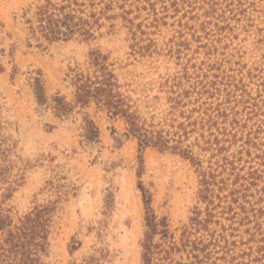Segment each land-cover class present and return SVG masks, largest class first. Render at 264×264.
Here are the masks:
<instances>
[{
  "label": "rangeland",
  "instance_id": "rangeland-1",
  "mask_svg": "<svg viewBox=\"0 0 264 264\" xmlns=\"http://www.w3.org/2000/svg\"><path fill=\"white\" fill-rule=\"evenodd\" d=\"M46 1L0 0V215L17 223L54 205L46 264H143L146 191L154 264H264V0H83L95 37L51 43L26 21ZM96 51L141 120L185 123L208 186L180 154L141 151L125 118L96 102L55 114Z\"/></svg>",
  "mask_w": 264,
  "mask_h": 264
},
{
  "label": "trees",
  "instance_id": "trees-1",
  "mask_svg": "<svg viewBox=\"0 0 264 264\" xmlns=\"http://www.w3.org/2000/svg\"><path fill=\"white\" fill-rule=\"evenodd\" d=\"M85 6L83 0H61L60 2L47 0L45 4L38 6L34 13V19L27 18L26 21L29 23L33 36L49 43L67 41L76 34L89 40L95 37L94 26L98 24V20L92 21L89 18L96 16L93 12L89 14V17L84 15ZM107 58L101 51L91 53L92 73L78 72L73 77L74 103L67 101L65 96L53 98L55 114L62 118L75 107L73 105L84 108L91 102H96L98 106L107 111L125 118L129 124L130 133L138 139L141 151L149 146H155L162 151L172 150L180 154L195 164L202 176V184L208 186L210 181L199 156L194 154V143L185 144L188 134L185 123H179L176 126L178 129L175 131L156 130L151 127L152 124L141 120L140 115L136 110H132L127 103V98L119 90L118 75L109 68ZM2 70L3 67L0 63V71ZM38 74L33 77L32 85L38 102L47 104L48 97L42 73L38 72ZM83 114L82 128L86 137L97 138L99 129L96 123L88 113L84 112ZM2 174H0V182H2ZM144 197L148 208L149 229L146 231V239L143 243V264H154L153 239L158 233V222L151 210L150 197L146 195V191ZM54 209L53 204H38L31 211L19 217L17 223L14 222L10 214L1 213L0 231L3 238L0 243V264H46L44 256L50 247ZM87 264L91 263L87 262Z\"/></svg>",
  "mask_w": 264,
  "mask_h": 264
}]
</instances>
